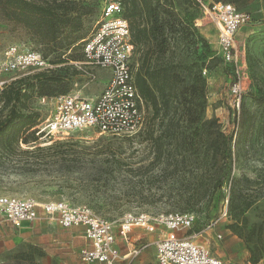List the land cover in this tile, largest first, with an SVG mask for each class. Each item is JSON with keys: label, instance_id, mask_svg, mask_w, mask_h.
Masks as SVG:
<instances>
[{"label": "rangeland", "instance_id": "374dc122", "mask_svg": "<svg viewBox=\"0 0 264 264\" xmlns=\"http://www.w3.org/2000/svg\"><path fill=\"white\" fill-rule=\"evenodd\" d=\"M73 1L91 9L82 17L80 30L73 33L86 38L109 0ZM213 2L172 0L174 11L194 36L189 43L170 41L168 52L157 58L158 63L175 66L183 80L169 91L167 104L160 102L157 114L150 105L145 107L142 129L125 136L93 129L56 137L36 132L32 143L19 142L7 150L0 146V195L87 206L115 224L128 214L191 213L195 223L187 234L195 243L227 264H252L248 241L264 244V123L259 121V99L264 96V3L240 0L235 4L247 17L235 35V68L222 59L217 29L207 11ZM10 45L30 46L39 52L45 49L21 25L0 16V58ZM141 58L138 49L131 59L135 68ZM47 59L52 61L54 54L48 53ZM61 59L52 68L67 69L68 92L93 97L101 91L105 83L101 69L88 68L99 78L86 84L79 70L83 65L74 63L83 61L81 43ZM35 73L13 71L1 74L0 80L7 84ZM201 80L204 93L197 101L202 109L199 121L193 123L174 95L183 83ZM234 80L241 85L239 99L231 94ZM53 90L51 95L34 93L28 102L27 111L37 113L38 126L54 109L59 93ZM241 103L255 125L235 144L242 129ZM6 113L0 103V118ZM229 134L233 135L232 170L227 174L221 139ZM35 146L44 150L24 153ZM253 225L263 228L261 235L249 232ZM139 232L137 244L158 235ZM86 245L75 227L45 219L15 227L0 218L1 264H29L23 254L32 255L37 264H85L79 251ZM130 264H157L154 246L146 247ZM258 264H264V258Z\"/></svg>", "mask_w": 264, "mask_h": 264}, {"label": "built area", "instance_id": "2783aa9c", "mask_svg": "<svg viewBox=\"0 0 264 264\" xmlns=\"http://www.w3.org/2000/svg\"><path fill=\"white\" fill-rule=\"evenodd\" d=\"M207 11L217 29L223 61L238 68L235 35L246 21V15L229 2H213ZM133 52L129 23L121 16L120 3L116 0L105 2L84 43V60L74 62L83 65L79 70L86 84L97 80V75L88 68L97 67L108 72L103 88L93 97L70 92L56 96L52 113L35 127L36 132H44L51 137L86 129L111 136L138 132L145 123V107L133 81ZM49 68L52 65L48 60L30 46L10 45L0 58V75ZM5 82L0 80V89ZM240 92V82L234 80L231 94L239 99ZM0 218L15 227L42 219L63 227H81L87 245L80 249L79 255L85 264H130L140 249L133 248L121 254L118 242L127 244L134 228L158 234L154 243L157 264H227L187 234L195 223L191 213L128 214L115 224L87 206H74L60 200L39 202L31 197L0 195Z\"/></svg>", "mask_w": 264, "mask_h": 264}, {"label": "trees", "instance_id": "16d2710c", "mask_svg": "<svg viewBox=\"0 0 264 264\" xmlns=\"http://www.w3.org/2000/svg\"><path fill=\"white\" fill-rule=\"evenodd\" d=\"M116 1L121 5V16L129 23L130 39L134 44L133 55L138 49L142 51L140 65L135 68L132 63L134 85L143 99L144 107L150 105L155 115L158 113L160 102L164 101L167 104L171 96L169 91L183 80L182 73L178 72L175 66L171 63H158L157 58L168 52L170 41L191 42L193 31L174 11L172 0ZM239 1L215 0V2H229L234 5ZM262 1L264 3V0ZM90 12L89 7L73 0H0V16L21 25L32 34L38 43L45 47L44 51L40 52L43 58L47 59L48 53H53L54 59L52 61L47 59L52 66L62 63L63 53L75 44L81 43L83 53L84 43L93 28L86 38H79L73 33L80 30L82 17ZM66 72L67 69L62 67L47 69L3 85L0 89V103L3 109H7V113L0 118L2 149H12L19 146V142L28 144L37 139L35 127L38 125V117L34 111H27L28 102L34 93L39 96L51 95L54 88L57 89L58 95L68 93L69 75ZM197 77L201 79L200 75ZM203 87L202 80L198 84L183 83L179 93L174 95L182 104L187 120L193 123L198 122L200 118L202 108L198 109L200 103L197 99L203 96ZM259 105L261 106L259 121L264 123V96L260 97ZM240 107L242 129L237 134L235 144L241 141L242 135H247L249 127L255 125V120L247 114L243 103ZM221 141L223 156L226 161L228 160L225 163V171L230 174L233 135H226ZM42 150L44 149L35 146L24 153L36 154ZM229 228L234 229V225H229ZM262 230L261 226L253 225L249 232L261 235ZM247 244L251 252L250 262L257 264L264 258V244L261 241L251 240ZM23 256L29 264H37L32 255L23 254Z\"/></svg>", "mask_w": 264, "mask_h": 264}, {"label": "crops", "instance_id": "0c3cea01", "mask_svg": "<svg viewBox=\"0 0 264 264\" xmlns=\"http://www.w3.org/2000/svg\"><path fill=\"white\" fill-rule=\"evenodd\" d=\"M103 72H101V70H100V74L101 75H103L105 78H104V82H106V80H107V78H108V72H106V71H104V70H102ZM97 77H98V75H97ZM99 78V77H98ZM105 84V83H104ZM72 227H75V228H77L78 230H79V232L82 234V237H83V239H84V242L87 244V240L85 239V237H84V235H83V229L81 228V227H76V226H72ZM139 230H141L142 231V233L143 232H145V233H147L148 235L149 234H155V235H157L155 232H147V231H145L144 229H141V228H134L133 230H132V232H131V234H130V240H129V242L127 243V244H125L123 241H119L118 242V246H119V249H120V252H121V254H125V253H127L129 250H131V249H133V248H139L140 249V251H139V253L137 254V255H139L146 247H148L149 245H153L154 246V250H155V240H156V237H155V239H150V238H148V239H144V241L141 243V244H137L138 242L137 241H139L140 240V238H141V233L139 232ZM134 231V232H133ZM136 255V256H137ZM135 256V257H136ZM134 257V258H135ZM133 258V259H134ZM133 259H132V261H133ZM131 261V262H132ZM130 262V263H131ZM0 264H1V257H0ZM258 264V263H257Z\"/></svg>", "mask_w": 264, "mask_h": 264}]
</instances>
